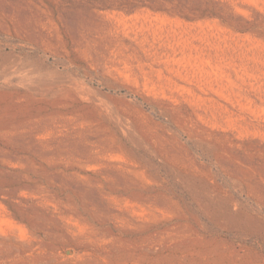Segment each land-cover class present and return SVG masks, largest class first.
I'll return each instance as SVG.
<instances>
[{
  "label": "rangeland",
  "instance_id": "1",
  "mask_svg": "<svg viewBox=\"0 0 264 264\" xmlns=\"http://www.w3.org/2000/svg\"><path fill=\"white\" fill-rule=\"evenodd\" d=\"M0 264H264V0H0Z\"/></svg>",
  "mask_w": 264,
  "mask_h": 264
}]
</instances>
